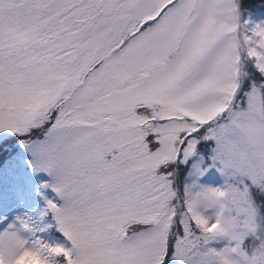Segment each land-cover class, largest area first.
<instances>
[{
    "label": "rangeland",
    "instance_id": "374dc122",
    "mask_svg": "<svg viewBox=\"0 0 264 264\" xmlns=\"http://www.w3.org/2000/svg\"><path fill=\"white\" fill-rule=\"evenodd\" d=\"M253 13L238 0H0V141L16 135L67 243L37 247L10 185L0 264H264V81L249 73L264 78V4Z\"/></svg>",
    "mask_w": 264,
    "mask_h": 264
},
{
    "label": "trees",
    "instance_id": "16d2710c",
    "mask_svg": "<svg viewBox=\"0 0 264 264\" xmlns=\"http://www.w3.org/2000/svg\"><path fill=\"white\" fill-rule=\"evenodd\" d=\"M264 4V0H238L239 9L248 10L249 12H254L257 10L260 4ZM250 75H253V78L257 81H264V78L253 69H249ZM246 87V86H245ZM262 107L264 109V86L260 89ZM51 120L55 119L57 115V108L52 106ZM18 134V133H16ZM19 140L23 139L22 135H18ZM16 137L12 135L11 138ZM10 138V139H11ZM9 139V140H10ZM8 143L6 141H0V193L3 189L9 187L10 185L18 187L21 190V193L24 194V198L21 199L22 207L26 213L28 219L29 228L33 230V241L38 242V248L44 249L42 244L45 247L54 248V251L64 253V249L59 248L58 246L63 244L64 248L67 249V243L64 241L60 234L55 231L54 224H52L53 219L47 215L43 204H41L42 193L40 192L39 183L37 179L31 175L28 167L24 170L21 169L20 159L21 155L24 156L23 150L17 146H14L11 141ZM11 144V148L10 145ZM200 148H203L201 146ZM27 158L26 156H24ZM188 165L181 166L177 165L175 168V176L177 177L176 182L181 187V182L185 176ZM252 197L255 201V204L258 208L259 214L262 220V228L264 231V179L260 186L252 188ZM37 244V243H36ZM55 254V253H53Z\"/></svg>",
    "mask_w": 264,
    "mask_h": 264
},
{
    "label": "bare ground",
    "instance_id": "6f19581e",
    "mask_svg": "<svg viewBox=\"0 0 264 264\" xmlns=\"http://www.w3.org/2000/svg\"><path fill=\"white\" fill-rule=\"evenodd\" d=\"M252 24L255 23V20H252L251 22ZM260 66L264 69V59L260 62ZM208 186L212 189H209V190H206L207 192L209 191L210 193H212V191H217L216 189L213 188V184L211 185L210 183L208 182H205V187ZM192 210H193V213L195 215V217L202 223H211L213 224L214 222V219L213 217L211 216V214L209 213H203L202 209H200V206H193L192 207ZM217 209L215 208L214 210V215L217 214Z\"/></svg>",
    "mask_w": 264,
    "mask_h": 264
}]
</instances>
